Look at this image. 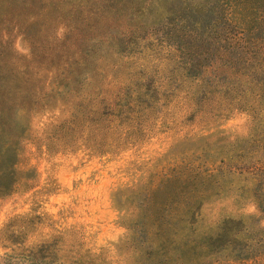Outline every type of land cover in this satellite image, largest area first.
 <instances>
[{"label":"rangeland","instance_id":"1","mask_svg":"<svg viewBox=\"0 0 264 264\" xmlns=\"http://www.w3.org/2000/svg\"><path fill=\"white\" fill-rule=\"evenodd\" d=\"M147 2L0 0V152L16 154V167L1 171L10 184L0 191V264H264L203 245L228 218L245 220L252 238L264 226L249 192L209 197L191 248L168 261L142 244L148 191L177 166L211 168L232 149L227 163L242 166L236 149L248 141L258 155L242 161L264 160L252 143L264 137L262 74L253 86L235 76L227 84L222 59L184 77L174 48L158 46L162 32L147 34L165 14L145 12ZM132 31L144 38L118 53ZM88 50L86 70L104 77L55 93ZM146 85L157 98L140 97Z\"/></svg>","mask_w":264,"mask_h":264},{"label":"trees","instance_id":"2","mask_svg":"<svg viewBox=\"0 0 264 264\" xmlns=\"http://www.w3.org/2000/svg\"><path fill=\"white\" fill-rule=\"evenodd\" d=\"M147 3L152 4L147 5L145 12L151 13V9L157 7L165 10L161 23L147 34L162 32L156 39L158 46L174 48L184 77L198 79L206 67L222 59L226 62L224 80L227 84L233 83L232 76L239 81L246 77L250 86L261 74L264 77V0H148ZM141 38L144 37L139 36L137 31L119 36L116 43L118 53L132 54ZM110 45L113 46V42ZM91 55L88 50L82 61L73 62L68 72L62 74L60 85L54 86L55 93L61 94L72 84H85L94 77H104L103 70H86L90 67ZM143 90L140 97L157 98L154 86L146 85ZM123 96L131 94L125 93L120 99ZM123 114L121 112L120 116ZM256 138L252 143L261 144L259 148L264 152V137ZM252 150L249 141L236 149L239 154L235 157L239 158L242 166L227 163L233 159L234 149L220 160H212L211 168L177 166L164 176L157 187L148 191L144 215L140 220L152 230L143 228L142 244L151 246L148 254L156 262L168 261L172 250L191 248V234L196 231L199 209L209 197L229 191L238 194L249 192L259 212L264 214V160H257L255 164L242 161L246 154L258 155V151ZM15 158L10 145L0 152V191L8 189L10 184L4 181L1 171L5 167L14 169ZM248 232L249 226L245 220L228 218L216 235L204 238V249L216 251L232 248L233 257L240 260L264 257V226L253 238ZM128 241L129 236L125 242Z\"/></svg>","mask_w":264,"mask_h":264}]
</instances>
